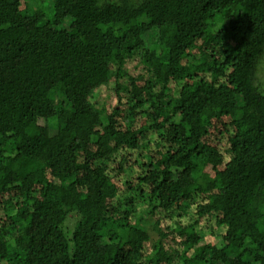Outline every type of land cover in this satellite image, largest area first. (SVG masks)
Masks as SVG:
<instances>
[{
	"label": "trees",
	"instance_id": "1",
	"mask_svg": "<svg viewBox=\"0 0 264 264\" xmlns=\"http://www.w3.org/2000/svg\"><path fill=\"white\" fill-rule=\"evenodd\" d=\"M263 56L264 0H0V264H264Z\"/></svg>",
	"mask_w": 264,
	"mask_h": 264
},
{
	"label": "rangeland",
	"instance_id": "2",
	"mask_svg": "<svg viewBox=\"0 0 264 264\" xmlns=\"http://www.w3.org/2000/svg\"><path fill=\"white\" fill-rule=\"evenodd\" d=\"M256 83L258 84L259 89L264 92V56L261 58V60L257 64V70H256ZM108 91L105 88H102L94 93L93 101L96 102L98 100L101 101H108L106 97H108ZM111 102V100H110ZM112 103V102H111ZM44 131V128L42 129ZM154 138L150 137V141L152 142ZM145 149L147 147L146 143L144 142ZM145 151L143 150V153ZM139 158V152H136L134 155L131 156L132 160ZM192 216L188 214L185 221L191 220ZM164 224L161 225L163 227ZM204 236V242H209L210 240V232L207 229H204L201 231ZM157 236L153 234V238H156Z\"/></svg>",
	"mask_w": 264,
	"mask_h": 264
}]
</instances>
